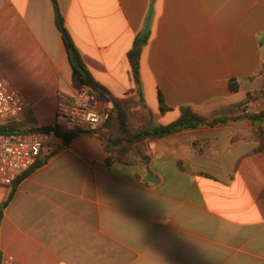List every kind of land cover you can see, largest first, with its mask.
<instances>
[{
  "label": "crops",
  "instance_id": "obj_1",
  "mask_svg": "<svg viewBox=\"0 0 264 264\" xmlns=\"http://www.w3.org/2000/svg\"><path fill=\"white\" fill-rule=\"evenodd\" d=\"M55 4L133 129L169 125L183 107L229 119L148 139L139 146L144 159L128 164L107 163L96 135L62 143L17 185L0 187V260L264 264V117L251 118L264 110L251 96L264 86V0H155L142 98L128 54L152 0H0V70L30 104L21 120L38 127L64 126L59 95L83 87Z\"/></svg>",
  "mask_w": 264,
  "mask_h": 264
},
{
  "label": "trees",
  "instance_id": "obj_2",
  "mask_svg": "<svg viewBox=\"0 0 264 264\" xmlns=\"http://www.w3.org/2000/svg\"><path fill=\"white\" fill-rule=\"evenodd\" d=\"M154 2L155 0H152L151 8L144 22V26L136 36L132 49L128 54L133 81L138 87V92L141 98L143 96L141 81V57L151 36V26L154 16ZM55 7L57 27L62 34L70 65L73 71L79 77L84 87L92 88L94 92H96L98 95L103 96L108 101L110 113L109 119L104 125L100 127H97L95 129L82 130L79 128L67 129L62 125H56L55 127H38L34 119L30 116H27L23 121H11L5 125H0V133L10 134L54 131L57 136L62 139V142L65 146H69L74 139L82 135H96L105 142L106 151L110 154V156L107 158V163L122 162L128 164L133 163L137 160L144 159L141 156V152L138 151V145L148 139L159 138L166 135H173L181 130L197 128L198 126L224 123L229 119L217 118L214 120H209L195 113L191 108L183 107L180 110L181 116L175 122L169 125L149 129H140L138 131L133 130L130 125L129 117L124 104L121 102V100L115 98L108 89L97 82L89 72L71 35L64 25V19L60 14V11L56 4ZM260 74L261 72L256 75L255 78ZM249 79L252 80L254 79V77H251ZM230 89L232 92H237L240 89V82L237 79L230 80ZM159 100L161 110H168V108H166V106L164 105L161 95L159 96ZM263 117L264 110L259 114L252 116L251 118L258 119ZM47 159V157H40L38 163L40 162V160L45 162L47 161ZM20 178L14 183L13 186L17 185L20 182ZM14 191L11 193L8 201L12 199ZM5 206L6 203L0 206V221L3 216V210Z\"/></svg>",
  "mask_w": 264,
  "mask_h": 264
},
{
  "label": "built area",
  "instance_id": "obj_3",
  "mask_svg": "<svg viewBox=\"0 0 264 264\" xmlns=\"http://www.w3.org/2000/svg\"><path fill=\"white\" fill-rule=\"evenodd\" d=\"M30 104L20 90L10 86L0 70V125L20 121ZM57 116L65 119L67 129H95L110 116L109 105H100L99 95L90 87L71 94H60ZM54 131L0 133V187H9L31 170L44 155H53L62 144ZM0 264H21L13 256L1 258Z\"/></svg>",
  "mask_w": 264,
  "mask_h": 264
},
{
  "label": "rangeland",
  "instance_id": "obj_4",
  "mask_svg": "<svg viewBox=\"0 0 264 264\" xmlns=\"http://www.w3.org/2000/svg\"><path fill=\"white\" fill-rule=\"evenodd\" d=\"M263 73V71H261V74ZM260 76V75H259ZM251 96H254L257 100H259V102L261 101L262 102V106H261V108H263V104H264V86H262L259 90H256V91H254L253 93H252V95ZM61 120L62 121H65V119H63V118H61ZM20 121H22V120H20ZM19 120H18V122H20ZM152 121V126H155L156 125V123L154 122V120H151ZM150 126V125H149ZM151 127V126H150ZM133 129V128H132ZM140 129H144V128H140ZM140 129H133V130H135V131H138V130H140ZM141 144H139L138 145V151H140V148H139V146H140Z\"/></svg>",
  "mask_w": 264,
  "mask_h": 264
}]
</instances>
